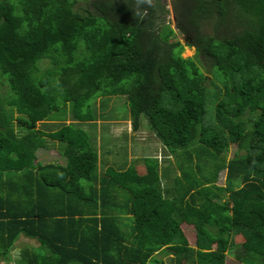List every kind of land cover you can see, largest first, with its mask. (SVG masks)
<instances>
[{
    "label": "trees",
    "instance_id": "obj_1",
    "mask_svg": "<svg viewBox=\"0 0 264 264\" xmlns=\"http://www.w3.org/2000/svg\"><path fill=\"white\" fill-rule=\"evenodd\" d=\"M78 1L0 0V261L264 264V0H180L184 45L154 0ZM112 96L172 162L108 144Z\"/></svg>",
    "mask_w": 264,
    "mask_h": 264
},
{
    "label": "rangeland",
    "instance_id": "obj_2",
    "mask_svg": "<svg viewBox=\"0 0 264 264\" xmlns=\"http://www.w3.org/2000/svg\"><path fill=\"white\" fill-rule=\"evenodd\" d=\"M90 1H95L97 2L98 0H85V1H78L77 5H79L81 8L87 7L88 3ZM102 1V0H101ZM156 1L161 7H163V9L166 11V13L163 15V22H166V24H168V26L173 30L174 32V39L179 41L180 44L184 45L186 43V38L185 35L180 33L176 27L175 24L177 22V20L180 19L182 20V14L183 11L185 10V6L181 3L180 0H154ZM148 2V0H145V3ZM151 3V0L149 1ZM89 8V7H88ZM194 55V48L193 47H183V50L181 52V57H193ZM200 59V63L202 65L205 64V61L202 58ZM205 66V65H204ZM204 74H206V72L203 70ZM5 91V87L4 86H0V92L3 93ZM124 98L122 96H112L109 98H106L104 101L105 103H107V109L103 110V114L105 112V114L103 115L104 121L105 122H109L110 125L108 126V133L110 135V138H108V141L111 144V141H120L122 139H124V136L122 135V133H126V138L125 141L128 145V153L129 151V145H133L136 144L138 147L140 146V148L145 149V153L148 156H152L155 157L156 160L161 163L162 161H170L172 162V157L169 156L168 158V153L162 149V147L160 146V144L157 142V140L152 136V134L145 129V125H146V121L143 117H140L139 122H140V127L138 130L134 131V132H130V122L128 120V114H127V107L123 106V104H121ZM100 103L101 100H96L95 101V106L100 109ZM109 104V105H108ZM66 108H68V105L66 106ZM225 111L228 113V109L225 108ZM101 118V117H100ZM100 118H97L95 120V125L93 128H91V132L90 133H94L95 137H98V129H99V123L101 121ZM65 119V118H64ZM50 123V122H48ZM81 128H85V126L83 124L80 125ZM36 128H42L40 123H37L35 125ZM13 128L15 130H17L15 122H13ZM89 128V127H86ZM51 129V128H50ZM50 129H44V131H49ZM53 130V128H52ZM131 136H133V139H131ZM92 138V137H91ZM96 141V138H95ZM58 143H56V146ZM55 145L53 144L51 149H43V150H38L35 152V156H36V161L40 164H44V163H54V164H58V165H64L65 160L64 157L62 155H59V153H57V151L55 150ZM234 146L230 145L228 148V151L226 153V160L232 158V154L234 152ZM129 157V156H128ZM137 160L134 161L133 165L135 166L136 170L139 173L143 172V167L141 165V160L140 158H136ZM96 171L98 172V168L96 169ZM218 184H223V173L220 174V177L217 181ZM181 231L183 233V235L186 237L188 244L190 246H193V240H194V231L192 226L190 225H186V224H181L180 226ZM235 242H239L240 238L238 236H236L234 238ZM35 245V242L33 240L30 239H26L24 237H20L13 245V247L11 248L10 252L8 255H10V259L8 261V263L6 264H14L13 261V256L16 252V250L18 249V247H20V245ZM0 264H5V262H0ZM225 264H238V262H236L232 255L227 254L226 258H225Z\"/></svg>",
    "mask_w": 264,
    "mask_h": 264
},
{
    "label": "crops",
    "instance_id": "obj_3",
    "mask_svg": "<svg viewBox=\"0 0 264 264\" xmlns=\"http://www.w3.org/2000/svg\"><path fill=\"white\" fill-rule=\"evenodd\" d=\"M0 262H2V261H0Z\"/></svg>",
    "mask_w": 264,
    "mask_h": 264
}]
</instances>
